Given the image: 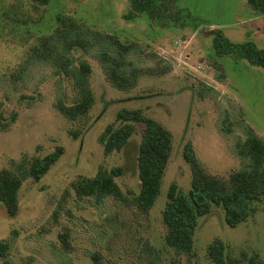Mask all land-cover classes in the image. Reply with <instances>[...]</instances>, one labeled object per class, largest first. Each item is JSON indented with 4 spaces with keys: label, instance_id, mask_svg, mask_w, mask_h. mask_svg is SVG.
<instances>
[{
    "label": "rangeland",
    "instance_id": "374dc122",
    "mask_svg": "<svg viewBox=\"0 0 264 264\" xmlns=\"http://www.w3.org/2000/svg\"><path fill=\"white\" fill-rule=\"evenodd\" d=\"M159 3L164 22L137 14L129 18L127 0H48L44 5L0 0L2 122L16 113L8 129H0V171H15L21 160L43 157L56 147L64 150L42 179L22 182L15 217H8L0 203V241L9 244L0 264H212L206 250L214 239L224 243L231 257L256 254L264 260V197L235 228L225 223L221 208L212 207L198 219L190 256L177 255L165 244L162 222L169 186L175 184L183 192L190 188L184 145L191 144L208 174L227 178L245 163L235 152L244 125L264 139V68L246 59L216 57L212 48L218 30L234 45L252 44L264 51V15L255 13L246 0ZM57 16L133 43L139 50L132 55L134 66L143 71L131 89L119 90L94 58L74 49V57L90 65L94 99L88 114L76 121L55 108L59 89L66 103L74 94L69 79L55 76L43 64L16 76L30 48L57 27ZM121 108L142 110L172 137L160 194L147 215L113 198L100 204L79 199L73 190L82 177L120 167L123 172L115 182L121 192L128 199L138 195L136 156L142 126L136 125L118 152L105 155L99 141ZM74 131L76 138L70 133Z\"/></svg>",
    "mask_w": 264,
    "mask_h": 264
},
{
    "label": "trees",
    "instance_id": "16d2710c",
    "mask_svg": "<svg viewBox=\"0 0 264 264\" xmlns=\"http://www.w3.org/2000/svg\"><path fill=\"white\" fill-rule=\"evenodd\" d=\"M34 1L40 5L48 2ZM127 1L130 7L129 18L137 14L152 22H164V6L159 3L160 0ZM246 1L255 13L264 15V0ZM178 15H181L179 11ZM186 15L189 18V14ZM212 48L216 57L246 59L250 64L264 68V51H258L252 44L234 45L218 30L214 31ZM74 49H80L94 58L107 80L119 90L131 89L143 72L134 66L132 55L139 50L133 43L122 42L117 37L92 31L72 19L57 16V27L30 48L16 76L20 77L30 66L43 64L55 76L69 79L74 94L70 102L66 103L59 89L55 108L71 121L84 118L94 102L89 84L90 65L85 60L75 58ZM15 119L16 113L11 114L8 122H2L0 116V129L7 130ZM114 122L106 126L99 138L105 155L122 150L135 133L136 125L142 126L136 156L138 195L128 199L121 192L115 182V178L122 175L120 167L109 171L99 169L91 178L82 177L73 184V190L79 199L91 198L96 204H100L107 198H113L147 215L160 194L162 177L172 150L171 134L157 121L145 116L140 109L121 108L117 111ZM243 132V138L235 145V152L245 163L227 178L208 174L198 161L191 144L184 145L182 156L190 169V188L183 192L175 184H171L162 210V222L166 229L164 242L175 254H192V235L198 219L209 214L212 207L221 208L225 223L230 228H235L245 222L254 211L253 203L264 197V139L257 136L248 125H244ZM70 133L73 138L78 136L76 131ZM63 152L62 147H56L53 152L43 157L21 160L14 165L15 171H0V203L8 217L13 218L18 213V193L22 182L27 179L38 182L55 165ZM60 239L66 244L65 236ZM8 249L9 244L0 241V258L6 257ZM206 252L212 264H264V260L256 254L248 256L242 253L238 258L231 257L219 239H214L207 246Z\"/></svg>",
    "mask_w": 264,
    "mask_h": 264
}]
</instances>
